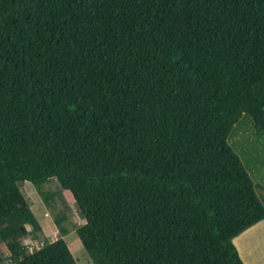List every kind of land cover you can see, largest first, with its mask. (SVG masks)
<instances>
[{
	"label": "trees",
	"instance_id": "obj_1",
	"mask_svg": "<svg viewBox=\"0 0 264 264\" xmlns=\"http://www.w3.org/2000/svg\"><path fill=\"white\" fill-rule=\"evenodd\" d=\"M264 133V0H0V264H243L264 219L228 138ZM64 212L39 231L19 184Z\"/></svg>",
	"mask_w": 264,
	"mask_h": 264
},
{
	"label": "rangeland",
	"instance_id": "obj_2",
	"mask_svg": "<svg viewBox=\"0 0 264 264\" xmlns=\"http://www.w3.org/2000/svg\"><path fill=\"white\" fill-rule=\"evenodd\" d=\"M228 143L240 157L254 184L257 186V195L262 197L264 195V133L258 132L253 127L251 118L243 115L228 138ZM19 186L40 225L39 231H33L31 227H27L28 235L22 241L29 252H34L60 237L54 218L64 212L63 205L61 200L55 197L50 201V205L47 206L36 188L29 182H22ZM42 189L50 193H60L71 208V212L63 224L67 229L64 240L77 264H92L75 233V228L84 224V220L75 208L71 195L66 191H62L55 180L44 184ZM0 252L4 256L7 255L6 249L2 244H0Z\"/></svg>",
	"mask_w": 264,
	"mask_h": 264
},
{
	"label": "crops",
	"instance_id": "obj_3",
	"mask_svg": "<svg viewBox=\"0 0 264 264\" xmlns=\"http://www.w3.org/2000/svg\"><path fill=\"white\" fill-rule=\"evenodd\" d=\"M243 264H264V219L233 239Z\"/></svg>",
	"mask_w": 264,
	"mask_h": 264
}]
</instances>
